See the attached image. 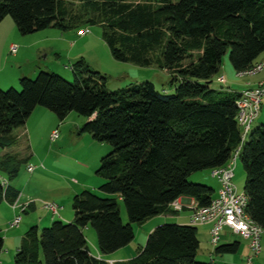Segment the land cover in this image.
Returning <instances> with one entry per match:
<instances>
[{
    "label": "trees",
    "instance_id": "16d2710c",
    "mask_svg": "<svg viewBox=\"0 0 264 264\" xmlns=\"http://www.w3.org/2000/svg\"><path fill=\"white\" fill-rule=\"evenodd\" d=\"M7 16L23 35L99 25L115 60L164 70L173 88L167 93L143 82L109 91L106 77L80 60L71 66L72 82L40 71L20 78V91L0 89V148L16 144L13 130L41 107L60 122L70 112L85 118L79 134L111 149L96 171L98 190L111 197L75 195L73 221L29 228L14 264H109L91 255L83 229L94 230L101 256L111 255L133 241L132 224L176 215L171 205L179 198L208 206L211 188L188 177L225 167L235 153L245 213L264 231V124L242 139L240 92L211 86L225 56L237 75L264 55V0H0V22ZM16 157L1 158L0 170L14 177ZM18 196L0 185V204ZM199 247L198 227L163 224L120 264H219L197 261ZM3 248L0 236V255ZM239 248L237 241L217 245L213 255H236Z\"/></svg>",
    "mask_w": 264,
    "mask_h": 264
},
{
    "label": "rangeland",
    "instance_id": "374dc122",
    "mask_svg": "<svg viewBox=\"0 0 264 264\" xmlns=\"http://www.w3.org/2000/svg\"><path fill=\"white\" fill-rule=\"evenodd\" d=\"M128 1L137 2L139 0ZM172 1L175 2L177 0ZM83 31L87 33L81 35ZM0 37L8 41L7 46H17V52L15 54H10V47L7 53L4 46L6 42L0 39V78L3 77L4 81L7 82L6 84L4 82V86H0L2 90L13 88L20 91L19 79L22 77L34 79L40 71L56 73L66 81L72 82L73 74L71 66L77 61L83 60L90 69L106 77V89L109 91L125 88L132 83L140 84L143 82H151L158 91L173 92V88L170 86V76L166 71L160 70L155 66L141 67L132 63L115 60L102 38V29L99 25H83L66 32H61L55 28H48L23 35L16 28L11 17L7 16L0 22ZM33 72L34 75L30 76ZM221 78H223L226 84H221ZM252 78L237 76L227 56H225L222 60L220 72L212 79L211 86L214 89L241 91L246 82H254ZM246 87H250V84H246ZM37 109L42 110L43 113L33 111L23 127L13 130L12 134L16 137L20 135L23 128L30 129L32 142L29 140V135L26 134L25 137H20L17 143L10 147L8 150L10 152L9 156L14 159L16 157L15 154H17L16 158L19 160L16 161V165L13 167L15 169L14 177H11L12 175L9 173H5V177L9 178L11 180L10 183L18 187L17 189L22 194L24 186H27L24 197H28V200L35 201L34 212L36 213L29 215V217L23 215L20 225L21 230L9 231L7 234L11 239L5 243L1 253L4 264H14V256L21 241L16 246L18 240L12 236H19L20 232L26 230L29 220L40 222L37 227L39 231L51 225L45 224L44 222V218L47 216L44 213L45 211H42L44 204L54 203L59 207L61 214L65 212L72 221L74 218L72 201L75 195L88 190L100 197H111V195L98 190V187L102 184V180L96 175V171L100 166V160L110 153V147L92 141L89 135H80L79 131L77 133V129L75 128H78L75 124L76 120L83 117H80L76 113L70 112L62 124L47 109L41 107H37ZM263 124L264 102L258 117L254 120L245 139H248L251 133ZM54 129L58 131L59 137L56 141L51 142L49 135ZM76 141L77 143H75ZM24 146L25 150L22 149ZM30 165L37 166L35 168L37 170L28 173L27 167ZM197 179H203V182H197ZM244 179L242 164L237 159L232 183L238 192H243ZM188 182L209 186L213 192L217 189V182L210 175V171L193 173L188 177ZM118 203L121 218L124 223H127V215L124 207L120 201ZM4 208L3 205L0 206L1 236L5 235L6 224L9 223V211ZM185 212L182 211L178 215L184 216ZM59 218L56 215L52 219L59 221ZM172 218H174V215H162L153 217L142 225L132 224L134 239L122 254L128 255L129 257L135 255L137 248L144 246L148 235L156 227L163 224H175L176 222ZM40 219L42 220L40 221ZM179 221L182 222L183 220L180 219ZM210 228L208 230V227H198L200 233L198 239L201 242L200 250H203L204 254L206 253V258L201 257V253L197 255V261L199 262H209L208 251L216 247L210 244ZM87 229L89 231H84V235L88 243V248L95 250V232L91 227H87ZM263 240L264 231L260 238V246L263 244ZM240 242L242 247H244V242L242 240ZM218 245H221V241H219ZM221 257L227 260L230 257H234V255L225 254L221 255ZM263 258L264 248L261 249L258 256L253 258V264H264L261 261ZM216 263L229 264L222 260Z\"/></svg>",
    "mask_w": 264,
    "mask_h": 264
},
{
    "label": "built area",
    "instance_id": "2783aa9c",
    "mask_svg": "<svg viewBox=\"0 0 264 264\" xmlns=\"http://www.w3.org/2000/svg\"><path fill=\"white\" fill-rule=\"evenodd\" d=\"M87 32H82L81 35ZM17 52V46L10 47V54ZM264 73V55L253 67L237 74L239 77H253ZM223 84V78L220 79ZM239 98L236 101L238 108V123L242 128V139L246 137L254 120L258 117L261 106L264 102V78H262L256 86L248 87L240 91ZM59 134L54 130L50 134V141L54 142L58 139ZM237 154L235 153L229 163L225 167L217 168L210 171V175L219 182V190L216 197L212 198L208 206L197 207L191 205H182L175 201L171 208L176 212L188 209L191 212L189 225L202 226L210 224V244L217 246L220 241L221 233L224 229L230 230L233 234L238 235L248 243L251 257L245 264H252V258L256 257L260 249V238L263 230L255 224L251 218L245 213L247 205V197L243 192H238L232 183L233 172L236 167ZM36 167L30 165L27 167L28 173H32ZM3 190H6V183L1 184ZM18 196L11 207L17 210L18 214L7 225L10 229L18 228L21 222V214L26 211L30 203L20 204ZM43 209L56 216L59 207L54 203L43 205Z\"/></svg>",
    "mask_w": 264,
    "mask_h": 264
},
{
    "label": "crops",
    "instance_id": "0c3cea01",
    "mask_svg": "<svg viewBox=\"0 0 264 264\" xmlns=\"http://www.w3.org/2000/svg\"><path fill=\"white\" fill-rule=\"evenodd\" d=\"M0 39H2L1 37H0ZM2 40H4V39H2ZM5 41V40H4ZM6 43V45H4L5 46V48H6V52L8 53L9 52V45L7 46V44H8V41H5ZM236 74V73H235ZM24 75V74H23ZM34 75V72L30 75V76H33ZM263 75V77H261ZM246 78H251V77H246ZM262 78H264V74H258V75H256V76H253V80H254V82H252V81H248V82H246L245 83V85H244V88L243 89H245V88H247L246 87V84H250V87H254L256 84H257V82L258 81H260ZM0 86L2 87V86H4V82H5V84L7 83L6 81H4V78L2 77V78H0ZM256 80V81H255ZM250 82V83H249ZM13 83V82H12ZM12 83H9V84H12ZM222 84V83H221ZM223 84H226V82L225 83H223ZM242 89V90H243ZM241 90V91H242ZM240 92V91H239ZM35 111H37V112H41V113H43L42 112V110H40V109H35L34 110V112ZM87 120L85 119V118H79L78 120H76V125L78 126V128L77 127H75L76 129H77V133H78V131H79V129L82 127V125L86 122ZM65 122V120H63V122H61L62 124ZM74 128V127H73ZM54 130H56V129H54ZM54 130H52V131H54ZM51 131V132H52ZM76 131V130H75ZM51 132H50V134H51ZM26 134L27 135H29V140H30V142H32V139H31V132H30V129H25V128H23V130L20 132V135H18V136H14L17 140H19L20 139V137H25L26 136ZM13 135V134H12ZM85 135H87V134H85ZM50 136V135H49ZM90 139H92V138H90ZM92 141H94L93 139H92ZM75 143H77V141L75 142ZM28 147V146H27ZM10 149V147L9 148H0V159L1 158H3L4 156H8L9 155V150ZM23 150H25V146H24V148H22ZM15 156H17V154H15ZM25 156V155H24ZM36 168H37V166H35ZM236 168V167H235ZM37 169H35L34 171H36ZM33 171V172H34ZM5 173H7V171H5V170H0V185L2 184V183H6V185H7V187H9V188H13V189H15V190H17L18 192H19V197H20V199H19V203L20 204H24V203H30L29 204V206H28V208L26 209V211L25 212H23L22 214H21V221H22V216L23 215H27L26 217H29V215H34L36 212H34V210H35V201L34 200H28V197H24V193H26V187L27 186H24V188H23V194H22V192H20L17 188L18 187H15V185L13 184V183H10V179L9 178H6L5 176ZM213 178V177H212ZM215 179V178H214ZM198 181L197 182H203V179H201V180H199V179H197ZM216 180V182H217V189L215 190V192H213L214 193V196H213V198L214 197H216V195H217V192H218V190H219V182H218V180L217 179H215ZM207 182V181H206ZM27 184H28V182H27ZM208 185V184H207ZM210 186H211V184H210ZM6 187V188H7ZM209 187V186H208ZM87 189V188H86ZM177 202H179L180 204H182V205H191V206H195L196 204H195V202L192 200V199H190V198H185V197H181V198H179L178 200H177ZM4 204H6L5 206H4ZM11 204L12 203H9V202H7V201H3L1 204H0V206L1 205H3V207H5L4 209L5 210H7V211H9V217H8V222H10V221H12L13 220V218L16 216V214H18V212H17V210H13L12 209V207H11ZM8 205H9V208H8ZM11 211V212H10ZM42 211H45L44 213H46L47 214V216L44 218V222H45V224H51L53 221H54V219H52L54 216H51V214L47 211V210H45V209H43L42 208ZM182 211H186L185 212V215L184 216H180V215H178V213H180V212H176V215H174V218H172L178 225H189V222H190V216H191V212L192 211H190V210H188V209H184V210H182ZM181 211V212H182ZM50 217H49V216ZM60 218H59V221H65L64 223H66V222H68V223H70V222H72L71 221V218H68L69 216L68 215H66V213L65 212H62V214H61V212L60 211H58V214H57ZM162 216V215H161ZM167 216H173V215H167ZM179 216H180V218H179ZM183 220L182 222L181 221H179V220ZM42 219H40V221H41ZM40 222H37V221H34V220H29L28 222H27V229L26 230H23V232H20V235L19 236H12V237H15L17 240H18V242H17V245L16 246H18V244H19V241H22V239H23V237H24V234L28 231V229L29 228H31V227H33V226H36V227H38V224H39ZM175 223V224H176ZM44 224V223H43ZM20 225H21V222H20ZM19 225V227L18 228H12V229H10L9 227H8V225L6 224V230H5V235H3V236H1V234H0V236L3 238V240H4V245H5V243H7L10 239H11V237H9L7 234L9 233V231H19V230H21V226ZM202 226H204V227H208V230H209V228L211 227V225L210 224H205V225H202ZM198 227H200V226H198ZM84 231H89L88 229H87V227L85 228V229H83V233H84ZM0 232H2L1 231V228H0ZM200 233H199V231H198V235H199ZM222 234V238H223V240H222V238H221V236H220V241H221V244H230V243H233V242H235V241H237V242H239L240 243V248H239V252L236 254V255H234V257H230L229 259H225L224 257H221V256H215V255H213V250L214 249H209V251H208V256H209V258H210V260H213V261H215V262H220L221 260L223 261V262H227V263H229V264H244L245 263V261L248 259V258H250L251 257V252H250V249H249V247H248V243L245 241V240H243L242 238H240L238 235H235V234H233L230 230H228V229H224L223 230V233H221ZM86 238V237H85ZM199 238V237H198ZM200 240V239H199ZM240 240H242L243 242H244V244H245V246L244 247H242V245H241V242H240ZM200 242V241H199ZM21 243V242H20ZM201 243V242H200ZM130 245V244H129ZM128 245V246H129ZM128 246L127 247H124V248H122V249H120V250H118V251H116L115 253H113V254H111V255H108V256H101L100 254H99V252H98V249H97V245H95V250H90V253H91V255H93L94 257H96V258H98V259H103V260H106L109 264H120V263H122V262H125V261H127V260H129V259H131V258H133V256H135L136 255V253H137V251H138V248H137V250H136V252H135V255H131L132 257H129L128 255H123L122 254V252L123 251H125L127 248H128ZM18 248H19V246H18ZM262 248H264V240H263V244L260 246V249H262ZM199 253H201V257H203V258H206V253L204 254L203 253V250H200V247H199V250H198V253H197V255H199ZM260 254V253H259ZM258 254V255H259ZM257 255V256H258ZM3 260V258H2V256L0 255V264H4V261H2ZM261 261L262 262H264V258L263 259H261ZM252 264H253V258H252Z\"/></svg>",
    "mask_w": 264,
    "mask_h": 264
}]
</instances>
